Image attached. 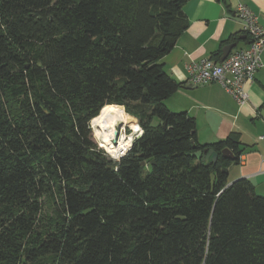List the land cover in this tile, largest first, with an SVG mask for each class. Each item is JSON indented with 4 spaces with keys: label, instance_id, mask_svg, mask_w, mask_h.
<instances>
[{
    "label": "trees",
    "instance_id": "obj_1",
    "mask_svg": "<svg viewBox=\"0 0 264 264\" xmlns=\"http://www.w3.org/2000/svg\"><path fill=\"white\" fill-rule=\"evenodd\" d=\"M185 1L0 0V264H264L239 138L165 102ZM108 106L141 130L120 158L90 127Z\"/></svg>",
    "mask_w": 264,
    "mask_h": 264
},
{
    "label": "crops",
    "instance_id": "obj_2",
    "mask_svg": "<svg viewBox=\"0 0 264 264\" xmlns=\"http://www.w3.org/2000/svg\"><path fill=\"white\" fill-rule=\"evenodd\" d=\"M238 3H243L261 15L264 25V0H186L182 10L187 27L174 46L162 58L164 69L180 87L166 99L171 111H185L195 120L196 138L201 143H213L236 134L241 142L239 163L228 167V180L248 179L257 194H264V49L262 67L246 85L248 100L238 105L217 82L191 85L186 82L187 64L208 57L219 61L221 49L236 41L245 47L248 39L241 31L235 15Z\"/></svg>",
    "mask_w": 264,
    "mask_h": 264
},
{
    "label": "built area",
    "instance_id": "obj_3",
    "mask_svg": "<svg viewBox=\"0 0 264 264\" xmlns=\"http://www.w3.org/2000/svg\"><path fill=\"white\" fill-rule=\"evenodd\" d=\"M235 15L241 22V31L247 37L245 47H234L222 61L202 58L187 64L186 82L191 85H203L217 82L237 102L242 105L248 100L246 85L254 79L255 72L262 67L264 49V25L261 15L253 12L243 3H238ZM264 18V12L262 13ZM260 139L264 135L259 136ZM129 149L118 151L115 158H120Z\"/></svg>",
    "mask_w": 264,
    "mask_h": 264
},
{
    "label": "bare ground",
    "instance_id": "obj_4",
    "mask_svg": "<svg viewBox=\"0 0 264 264\" xmlns=\"http://www.w3.org/2000/svg\"><path fill=\"white\" fill-rule=\"evenodd\" d=\"M116 123H120V124L125 123L122 114L114 106L106 107L105 112L100 117L92 120L91 126L95 133V137H97V139L105 140L106 143L109 144L113 143L114 142L113 139L115 137L114 131H115ZM128 124H131V129L132 128L135 129L136 127V130H134V132L139 133L141 131L138 125H135L131 122H129ZM128 137H129L128 139L129 141L124 139L126 142L122 140L121 142L118 143L116 147H114V150L110 149L114 157L118 151L122 149L123 150L127 149V147L131 145L130 141L133 138L132 134L129 135Z\"/></svg>",
    "mask_w": 264,
    "mask_h": 264
},
{
    "label": "rangeland",
    "instance_id": "obj_5",
    "mask_svg": "<svg viewBox=\"0 0 264 264\" xmlns=\"http://www.w3.org/2000/svg\"><path fill=\"white\" fill-rule=\"evenodd\" d=\"M115 107V106H114ZM116 108V107H115ZM117 109V108H116ZM118 110V109H117ZM104 112H105V110H104ZM122 114V113H121ZM123 116V115H122ZM123 118H124V121H125V123H124V125H122L121 127H119V125H120V123H116V127H115V130L119 127V136L117 137V141L116 142H113V143H106L105 142V140H102V139H97V137H95V133H94V131H93V128H92V123H90V127H91V131H92V135H93V138L95 139V141L97 142V144L99 145L100 143H102L103 145H105L107 148H109V149H113L114 150V147H116L117 145H118V143L119 142H121L122 140L123 141H125V140H128L129 139V135H131L132 134V139H134V137H135V135L136 134H138V132H134V130H136V127H135V129H131V124H128L127 123V121L125 120V117L123 116ZM156 122H157V120H156V118L155 119H153V124H156ZM125 133V134H124ZM128 137V138H127ZM115 138V137H114ZM125 139V140H124ZM114 140V139H113ZM129 141V140H128ZM132 141V140H131ZM131 141H130V143H131ZM126 142V141H125ZM99 147H100V145H99ZM102 148V147H101ZM105 152H106V150L104 149V148H102ZM112 152V151H111ZM107 153V152H106ZM107 155L110 157V158H113L114 159V157H112L111 155H109L108 153H107Z\"/></svg>",
    "mask_w": 264,
    "mask_h": 264
},
{
    "label": "water",
    "instance_id": "obj_6",
    "mask_svg": "<svg viewBox=\"0 0 264 264\" xmlns=\"http://www.w3.org/2000/svg\"><path fill=\"white\" fill-rule=\"evenodd\" d=\"M245 35H242L241 39H244ZM237 43L236 42H231V43H227L226 45H224L221 49V56L219 61H222L223 59H225V57L229 54V52L231 51V49H233L234 47H236ZM261 115L264 116V109L261 111ZM137 123V122H136ZM138 124V123H137ZM124 124H120L119 127H121ZM119 127L114 131V142L117 141V137L119 136ZM141 136V131L135 135L134 139L131 141V144L133 143L134 140L138 139ZM131 146V145H130ZM129 146V148H130ZM204 152H207V149L204 150ZM222 154L227 155V156H232V153L229 149L224 148L222 150ZM218 157V154L215 151H209L207 154V162H216Z\"/></svg>",
    "mask_w": 264,
    "mask_h": 264
}]
</instances>
